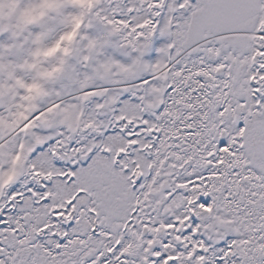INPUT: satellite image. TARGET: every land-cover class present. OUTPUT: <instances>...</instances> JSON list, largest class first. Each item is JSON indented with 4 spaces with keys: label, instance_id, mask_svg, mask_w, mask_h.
I'll return each mask as SVG.
<instances>
[{
    "label": "rangeland",
    "instance_id": "rangeland-1",
    "mask_svg": "<svg viewBox=\"0 0 264 264\" xmlns=\"http://www.w3.org/2000/svg\"><path fill=\"white\" fill-rule=\"evenodd\" d=\"M56 7L20 33L0 18V119L27 94L40 106L0 134V164L17 172L0 198V264H264L251 172L264 177V0L97 2L76 52L51 58L60 74L30 87L21 61L73 27Z\"/></svg>",
    "mask_w": 264,
    "mask_h": 264
},
{
    "label": "trees",
    "instance_id": "trees-1",
    "mask_svg": "<svg viewBox=\"0 0 264 264\" xmlns=\"http://www.w3.org/2000/svg\"><path fill=\"white\" fill-rule=\"evenodd\" d=\"M16 1L14 2L13 0H8V2H4V5L0 6V12H1L0 18H2L5 22L11 20L10 26L15 28V33L21 32L20 30H22V29H21L20 25L22 23H24L25 21H28L27 18H30L31 16H34V18L36 19V22L40 23L42 20V17H43L42 14H46L49 18H52L53 16L61 15L60 13H58V7H56V4H58V3L68 4V8L71 10H74L73 14H70L69 17L66 16V18H69V19H67L68 23H70L73 26L72 30H71V32H69V34L63 33L59 37V39L56 42L54 47L53 46L51 47L48 45L45 46V44L43 43V39H39L37 48L34 50V52L31 55L32 60L28 61V58H25L23 61H21L22 63H20V65L23 66L21 71H23L25 74L31 76V78L33 80H32L30 87H33L34 85L41 83V81L43 82L44 80H46V78H47V80H49V79H51L50 77L53 76V78H54L56 75L60 74L61 71L59 69V66L62 67L64 63L62 61H60L58 65L57 64L53 65L50 62L51 58L54 56H59V55L64 56L65 58H67V57L69 58L70 53L76 52V43L79 41L78 40L79 37L82 38V36L85 35L84 30H86L92 26L94 19H97L100 17L99 12H97L96 5H97V2H100L103 0H41L40 4L37 5L39 7L35 6V8H32L31 10L24 9L23 6L21 8H19V10H18L17 4L20 2L16 3ZM13 2L16 4H14ZM10 14H14V17H12L11 19H9ZM24 16L26 19H24ZM61 16H63V15H61ZM28 24H29V22H28ZM12 39H13L11 41L12 47H17V46L21 45L20 43L16 44V42H15L16 38L14 36ZM152 48H153L152 49L153 53H155L156 45H153ZM8 67H9V64H7L6 69H2L1 72L6 73L7 76L9 75L13 80H15L16 82L19 83L20 80L16 79V77L13 76V74H12L13 71ZM198 67H200V66H198ZM198 67H197V69H198ZM157 69H158L157 64H155L153 62V58H150L149 62H148V72L154 73ZM167 73H168V71H164L162 73H159L157 76H154V78H161V77L165 76ZM193 74H192V76H193L192 79H194V81H195L199 77V74L196 72H194ZM57 80L58 79H56V81H55V79H52V81H54V82H57ZM10 81L11 80L9 79L7 89L11 88V86H10L11 84H9ZM24 101H25V103L22 104V107L20 109H18L15 113H9L10 114L9 117L4 118L2 120L0 119V134L1 135L6 133L8 130H10L12 128L20 127V125H21L20 122L23 119L26 120L28 118L33 117L35 115V107H37V108L40 107L39 105H36V97L32 96L30 94L26 95V97L24 98ZM51 108L52 107L44 110V112L48 111ZM36 119H37V117H35L28 124L33 123V121H35ZM27 125H25L23 128H21L20 132H22V130ZM232 142H233V140H232ZM224 143L225 142H221L220 144L223 145ZM239 145H240V141H239ZM235 146L237 147L236 153H239L237 160L240 161V163H241V159L243 158V153H242L243 148H242V146H238L237 144ZM1 149L2 148H0V151H1ZM235 162H236V159L235 160L232 159L230 161V164H234ZM224 170H226V169H224ZM236 171L238 172L239 175L250 174V171L248 170L247 164H245V171H242V169L238 168L237 166H236ZM251 172H252V176H254V175L256 176L254 178L256 181H258L260 179H264V177L258 175L256 172H253V171H251ZM217 173L218 174L222 173V170H218ZM218 174H217V176H221ZM15 175H17L16 171H12L11 169L5 170V166L0 164V198H1V196H3L6 187L12 183V177H14ZM235 176H237V175H233V176L230 175L229 176V173H228L227 178L229 180H227V182H225V184L229 190L231 188L229 186L230 185L232 186L233 182L239 181L238 178L232 179ZM13 181H14V178H13ZM220 181H221V179H220ZM203 193L207 194L206 191ZM246 212H248V211H246ZM238 243L241 244L242 239L238 240ZM235 254L238 256L237 252ZM231 255L232 254H230V258H231ZM227 256H229V255H227ZM227 256L222 255L223 262ZM220 259L216 258L215 261L213 260L214 264H217V263L219 264L218 261H220ZM237 260L242 262L241 257L237 258ZM230 262L233 263L232 261H228L227 263L229 264ZM87 263L88 262H86L84 264H87ZM260 263H263V262L258 261V264H260ZM253 264H256V262H254Z\"/></svg>",
    "mask_w": 264,
    "mask_h": 264
}]
</instances>
